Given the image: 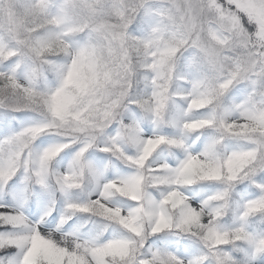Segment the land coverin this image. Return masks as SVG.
I'll return each instance as SVG.
<instances>
[{
	"label": "snow or ice",
	"instance_id": "6c2138e0",
	"mask_svg": "<svg viewBox=\"0 0 264 264\" xmlns=\"http://www.w3.org/2000/svg\"><path fill=\"white\" fill-rule=\"evenodd\" d=\"M0 264H264V0H0Z\"/></svg>",
	"mask_w": 264,
	"mask_h": 264
}]
</instances>
